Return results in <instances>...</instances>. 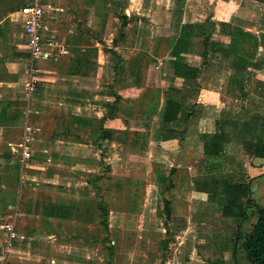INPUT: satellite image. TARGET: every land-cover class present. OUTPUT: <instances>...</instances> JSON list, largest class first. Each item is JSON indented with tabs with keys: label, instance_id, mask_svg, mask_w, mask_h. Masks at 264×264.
<instances>
[{
	"label": "rangeland",
	"instance_id": "1",
	"mask_svg": "<svg viewBox=\"0 0 264 264\" xmlns=\"http://www.w3.org/2000/svg\"><path fill=\"white\" fill-rule=\"evenodd\" d=\"M238 4L239 0H173L167 10H162L158 8L162 5L156 4L155 7L152 0H139L128 6L130 11V18L127 16L128 22L113 18L111 14L107 16L105 12L108 10L106 7H101L102 19L100 17L91 21V28H88L87 19L84 18L81 21H73L74 23L67 21L70 26L75 25V28H79V35H66L62 32L63 27H61V35L52 32L50 28L45 32V38L54 35L58 41L66 42L71 58L69 64L66 57L62 58V56L56 61H39V65L36 66L49 71L38 73L52 79L47 85L53 97L62 93L65 83L61 77H65L67 71L82 70L83 65L77 61L78 58L82 60L80 57H83L86 61L90 60L93 63L95 55L99 54V60L102 62L106 60L102 56L103 53L107 54L110 69L108 73L105 69H99V78L95 85L103 92H112L114 112L110 118L114 120L113 130H104L103 136L114 138V146L110 153L109 146L103 147L102 143L90 145V142L97 138V132L90 134L87 130H81L78 135L83 141L81 148L84 149V153L90 156L96 155L99 158L95 161L99 163V167L95 168V178L87 179V174L84 173L81 186L74 188L73 184L66 186L59 182L57 186H53L41 182L37 177L35 181L38 182L32 181L29 175L33 170H28L25 173L27 180L25 179V183L19 190V187L12 189L14 187L12 165L16 162V157L13 156L10 163L5 160L1 154L5 146L0 144V201H4V205L13 204L14 198L18 199L20 194L18 206L7 209L6 212L0 211V216L3 218L6 214L18 209L21 215L17 228L19 234L25 236L22 238L23 242L17 241L18 245L13 247L14 251L9 257L8 264H162V256L167 260L168 255L174 257L173 252L176 251L175 259L180 260L184 259L185 252L189 253L191 250L194 251L193 264H232V262L247 264L238 248L232 256L228 253L229 251H225V247L227 242L235 241L236 235L244 236L247 233L250 223L256 218L254 208H248L249 219L237 226L235 221L222 218L214 207L207 208L201 204L198 200L199 194L194 193L191 196V207L188 210V223L179 217H173L172 220L166 218V203L172 213L173 205L177 200H181L174 194V190L175 193L177 191L181 193L180 191H183L187 183L184 170L177 169V164L181 160H187L186 157L189 155L194 159L198 158L199 163L203 162V157H197V150L193 153V150L184 148L176 155L168 153L150 138L149 133L154 118L151 114L156 104H159L160 95L159 92L155 93L152 85L142 84L138 76H135V72H138L140 67L142 72L151 66V59H147L145 53L140 51L126 59L119 48L121 42H126V37L129 39L126 44L129 43V47H133L135 37L137 38L136 31L141 29L142 32H146L141 36L144 39L141 46L145 47L150 44L149 35L152 33L154 38L152 54L164 55L168 48L167 44L171 42L173 34L178 31L179 23L174 24L175 17L179 20L181 17L179 15H182L186 20L203 23L204 31H214L220 29L219 23L233 13ZM253 9L250 13L243 12L242 17L238 19L242 21L245 19L249 24L255 23L257 26L264 25L262 6L253 4ZM84 13L79 11L78 15L83 17ZM47 16L48 13L43 20L45 26L50 21ZM200 20L204 21L199 22ZM233 22L236 21L233 20ZM122 23L126 24L127 30ZM142 32L140 31V34ZM162 32L171 35L162 41L159 37ZM188 39L183 40L182 43L193 41L196 43L200 40V45L202 42V38ZM84 45L90 46L86 48L83 55L80 47ZM130 54L127 53V55ZM29 60L31 64L30 55ZM74 61L77 64H74ZM27 69L29 71V64ZM129 79L132 81H128ZM146 79L148 81L151 79L149 72H147ZM260 83L257 81L251 85L252 95L255 96L248 101V110L243 108V111L229 115L230 118L237 121H250L254 116L264 118V90L260 92ZM36 88L38 86L34 83V91ZM136 90H139L140 96L147 97L148 103L153 104L152 110L146 109L145 111L144 130H138V128L142 129L141 123L140 126L137 125L138 120L143 117L142 111L138 116L130 118V124L127 123L128 120L124 121L125 118L120 116L121 104L126 103L129 106L133 101L131 93H138ZM18 92L21 94V101L26 102L24 82L18 85ZM127 93L130 96L123 98V94ZM100 99L104 100L102 96H99L95 105L100 106ZM50 105L56 108L58 104L55 102ZM70 109L75 110L74 107ZM56 114L55 118L59 122L61 116L57 112ZM180 132L183 133V131ZM21 133L22 128L18 127L16 129L17 139ZM116 140H120L126 146L117 147ZM236 147L237 150L234 153L230 152L229 157L227 156L228 161L222 165L223 170L236 174L242 173L244 180L251 184L253 202L264 206V158H252V156L245 155L239 145ZM108 157H111V160ZM245 163L250 168L249 174L245 172L247 169L244 167ZM143 188L147 192L144 196L141 195ZM13 192L14 196H10L9 193L13 194ZM47 198L60 200L69 218L66 217L63 220L41 218L40 211H43L41 208L44 207ZM139 201L144 203L140 210L137 209L138 204L140 207ZM36 202L37 206H34ZM41 202L44 203L41 204ZM166 240L169 241L170 249L169 244L165 243ZM109 243L113 246L112 254H109L107 250ZM202 245L208 249L206 254L201 252Z\"/></svg>",
	"mask_w": 264,
	"mask_h": 264
},
{
	"label": "crops",
	"instance_id": "2",
	"mask_svg": "<svg viewBox=\"0 0 264 264\" xmlns=\"http://www.w3.org/2000/svg\"><path fill=\"white\" fill-rule=\"evenodd\" d=\"M138 1L139 0H135L134 2H132V0H45L46 4H48L46 12L48 13L47 17L50 19L46 28L47 30L50 28L52 32H57V34L61 35V27H63L62 32L66 35H79V28H75V25L70 26L67 21H72V23H74L73 21H81L84 18L85 20L87 19L86 25L88 28H91V21H95L101 17V7H106L108 11L105 12V14H107V16L111 14L113 18H117L115 12L121 10L118 5H122L124 2L126 4L123 7V13L130 18L128 6ZM26 2H28V0H0V144L1 146H5L1 154L9 163L12 161L11 159L13 156L17 159L18 143L25 133V126H30V144L33 156L30 167L24 171V178L27 180V175L25 173L28 170H33L29 175L32 181H35L37 177L38 180L47 183V185L57 186V182H59L61 184H66V186L73 184L75 188L76 186L82 185L84 173L87 174V179L95 178V168L99 167V163L95 162L99 160V158L96 157V155L90 156L84 153V149L81 148L83 141L78 135L79 131L87 130L90 134L97 132V138H95L93 142H90V145L92 143L98 145L102 143L103 147L109 146L110 153L111 148L114 146V138L110 139L109 136H103L104 130H113L114 120L110 118L113 116L114 112L112 92H103L99 87L97 89L95 85L99 78V69H105L106 73H108L110 69L108 57L107 54L103 53L102 56L105 57L106 60L101 62L99 60V54H96L93 63L90 60L89 62L84 61L81 71H67L65 73L66 76L61 77L65 83L64 89L62 93L57 94L56 97L50 95L51 90L47 85L48 81H52V79H48L45 75L36 73L34 78L36 79L35 83L38 88L33 92L34 94L32 93L29 96L25 91L26 102L24 101L23 103L21 101V94L18 92V85L22 82L25 83L30 76V69L29 71L27 69V65H30V60L28 61L29 55L25 49L24 36L21 32L22 16L19 13V8ZM152 2L155 7L156 4H159L162 6H157L158 8L167 10L173 3V0H152ZM253 4H260L262 9H264V4L261 2L255 0H239V4L233 13L222 21L239 27L240 31L237 42L232 48L231 54L228 56H223V50H228L229 47L231 49V36L220 29L207 32L203 30L205 34L203 33L201 37L188 39H203L204 36L209 35V44L207 43V45L204 44L202 39L200 45V40L196 43L193 41L183 44L182 41L186 39L179 38L181 26L185 23H194L195 21L186 20L182 15H179V17L181 16L179 20H176L178 17H175L174 24L179 23L178 31L173 34L171 42L167 44L168 48L164 55L156 56L155 53L152 54L154 50V38L152 33H150V35L148 34L150 36V44L145 47L141 46L144 40L141 36L146 33L144 31L142 32L141 29L136 31L137 38L135 37V45L133 47H129V43L126 44V42L129 41L127 37L126 42H121V45H119L126 59L137 54L139 51L144 52L147 59H151L152 65H147L149 67L142 72L140 67L139 71L135 72V76H138L142 84L152 85L155 93L159 92L160 98L159 104H156L157 110L156 112H152V114L150 113L154 118L149 136L154 140L155 144L165 149L168 153L176 155L178 151L184 148L193 150V153L197 150V157H203L202 143L199 140L200 134L214 132L215 121L217 119H222V117H229L223 119H234L230 118L229 115H235L240 110L243 111V108L248 110V101H251V98L255 96L252 95L253 88H251V85L257 81L261 82V85H264V25L257 26L255 23L249 24L245 19L243 21L238 19L242 17L241 14L243 12H252L254 10ZM79 11L85 12L83 17L78 15ZM257 14L260 15V13ZM142 15L146 16L145 14ZM168 15L167 12V16ZM233 20L236 22H233ZM203 21L204 20H200L199 22ZM168 23L170 24V22ZM125 29L127 30V27H125ZM140 31L142 32L141 34ZM170 35V33L168 35L166 32H162L159 34V37L164 41L166 37ZM211 43L218 44V46H214V48H216L215 50ZM89 46L90 45H84L80 47L81 53L86 52V48ZM173 52L180 53L183 61L189 63L198 71L195 78H181L174 75L172 62L175 59V55ZM68 53L62 58L66 57L65 59H67V63L69 64L71 63V58ZM127 53L131 54L127 55ZM236 55L244 57L250 63V65L247 66V74L243 78L241 90L235 84L237 76L234 75V70L232 68V63L235 57H237ZM74 64H77V62L74 61ZM86 66L88 67L87 71ZM165 66H167V68ZM92 67H94V69H92ZM39 72L48 73L49 71L39 68ZM147 72L150 73V81L146 79ZM130 79L128 81L131 82L132 80ZM136 91L138 93H131L133 101L129 106L126 103L124 105L121 104L120 107L122 110L120 116L125 118L124 121L128 120L127 123L130 124V118L136 115L138 116L140 111H142L143 117L138 120L137 125L140 126L141 123L142 129L138 128V130H144L146 122L144 118L146 117L145 111L146 109L151 110L153 104L148 103L147 97L140 96L139 90ZM99 96L104 98L103 101L100 99V106L95 105ZM127 96H130L129 93L123 94V98ZM167 97L178 100L184 106L187 114H189L187 122L183 124L182 127H178L174 130H172V127L162 125V110L167 102ZM55 102L58 104L56 108L50 105ZM70 107H74L75 110L70 109ZM56 112L61 116L59 122L55 118L57 115ZM103 117L104 119H102ZM124 121L123 123L125 124ZM18 127L22 128L19 139H17L16 134V129H18ZM180 131H183V133ZM103 142H105L104 145ZM116 142H118L115 143L117 147L126 146L125 144L123 145L120 140H116ZM186 158L187 160H181L176 168H182L184 170L187 183L182 189L183 191H180L181 193L178 191L175 193L174 190V194L179 196L178 199L181 200H177L173 205L174 211H172L169 217L170 219L166 218L172 220L173 217H179L182 221L188 223V210L191 207V196H193L191 190L192 179L198 174L199 160L198 158L194 159L191 155ZM102 159L106 160L105 157H102ZM108 159L111 160V157H108ZM244 167L247 168L245 172L249 174L250 168H248L246 163ZM17 174L18 181L15 179L16 172L14 170V187H12V189L19 187L20 190L22 187L19 185L21 176L20 166ZM146 193V189L143 188L141 195L144 196ZM17 194H19V192H17ZM9 195L14 196V192L13 194L9 193ZM19 195L17 197L18 199L15 200V197L13 204L8 203L5 209H3L4 201H0V211L3 210L6 212L7 209L16 208L20 203ZM42 203L44 202H41V204ZM139 203L140 207L138 204V210L144 206V203L142 204L140 201ZM44 204V207L41 208L43 211H40L41 218L46 220H63L68 217L66 214L67 210H63L64 206H62L63 203H61L60 200L47 198ZM34 206H37V202ZM50 210H53L54 213L58 211L56 213L60 215L56 216L55 214H49ZM69 210L71 209L69 208ZM46 211L49 213L46 214ZM72 211L74 212V209ZM6 216L7 214L3 216V218L0 216V221L5 219ZM18 222L19 219L17 225ZM166 232L165 230V233ZM239 236L243 235L239 234ZM167 240L165 243L168 245L169 241ZM17 241L23 242L24 239L16 240L14 247L18 245ZM241 242L242 240L227 242L225 251H229L228 253L233 256L238 248L245 262L248 264L245 259L244 251L241 248ZM168 248L170 249V244ZM200 248L202 253L206 254L208 252V249L203 245ZM193 254L194 251L192 250L189 253L185 252L184 259L179 260L175 259L176 251H174V257H169L168 255L167 260L166 257L164 258V256H162L163 263L193 264ZM206 260L208 262V258H206ZM232 264L235 263L232 262Z\"/></svg>",
	"mask_w": 264,
	"mask_h": 264
},
{
	"label": "trees",
	"instance_id": "3",
	"mask_svg": "<svg viewBox=\"0 0 264 264\" xmlns=\"http://www.w3.org/2000/svg\"><path fill=\"white\" fill-rule=\"evenodd\" d=\"M255 1L264 4V0ZM125 4L124 2L122 5H118L121 10L115 12V14L117 18L128 22L127 16L123 13ZM125 25L122 23V26L125 27ZM219 25L221 31L227 32L231 36V49L229 47L228 50H223V56H228L239 37V27L225 22H221ZM203 28V23H185L181 26L179 38L201 37L203 33L205 34ZM208 40L209 35L204 36L202 39L206 45L209 44ZM66 45L68 46L67 43ZM211 45L214 50L216 49L214 46H218L217 43H211ZM84 53L81 54L84 55ZM173 53L175 55L172 62L174 75L181 78H195L198 71L189 63L183 61L180 53ZM80 58L82 60L78 58L77 61L83 65L86 60L83 57ZM249 65L247 59L242 56L235 57L232 63L234 75L237 76L235 84L240 90ZM259 90L263 92L264 85H260ZM153 110V112H156L157 105ZM188 117L189 114L178 100L167 97V102L162 110L163 126L172 127V130H174L182 127L187 122ZM258 117L254 116L250 121L217 119L214 132L200 134L203 162L199 163L198 174L193 177L191 187L192 194H199L198 200L201 204L207 206V208L214 207V210L219 212L222 218L235 221L237 226H240L244 220L249 219L248 208H254L256 218L250 223L247 233L244 236L238 234L235 237V242L242 240L241 248L248 264H264V206L253 202L251 184L244 180L242 173L236 174L231 171H224L222 165L228 161L230 152L234 153L237 150V145L248 156L264 158V118ZM12 167L16 172L15 179L18 181L19 163L17 159ZM166 204L165 215L169 218L171 213L168 203ZM6 207L7 204L4 208ZM56 212L50 210V213L46 211V214L59 216L60 214ZM107 250L109 254L113 253V246L110 243L107 245Z\"/></svg>",
	"mask_w": 264,
	"mask_h": 264
},
{
	"label": "built area",
	"instance_id": "4",
	"mask_svg": "<svg viewBox=\"0 0 264 264\" xmlns=\"http://www.w3.org/2000/svg\"><path fill=\"white\" fill-rule=\"evenodd\" d=\"M48 4L45 0H28L19 8L22 16L21 32L24 36V46L30 55V76L24 83V89L29 96L34 91V75L39 72V61H56L68 53V46L63 41H58L54 35L45 38L46 26L43 24ZM31 128L25 126V133L17 146V160L21 168L20 185L25 183L24 171L32 163V149L30 144ZM20 211L13 210L6 218L0 221L1 242H0V264H8L9 257L13 251L15 241L24 238L19 234L17 221Z\"/></svg>",
	"mask_w": 264,
	"mask_h": 264
}]
</instances>
